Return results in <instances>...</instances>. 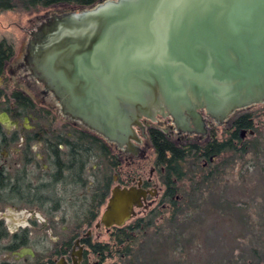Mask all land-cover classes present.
Returning <instances> with one entry per match:
<instances>
[{
	"label": "water",
	"instance_id": "1",
	"mask_svg": "<svg viewBox=\"0 0 264 264\" xmlns=\"http://www.w3.org/2000/svg\"><path fill=\"white\" fill-rule=\"evenodd\" d=\"M30 34L33 77L64 114L126 152L122 143L138 151L142 119L159 116L153 105L177 129L190 120L205 133L207 120L264 103V0H104L53 14ZM110 193L97 229L126 226L154 192Z\"/></svg>",
	"mask_w": 264,
	"mask_h": 264
},
{
	"label": "rangeland",
	"instance_id": "2",
	"mask_svg": "<svg viewBox=\"0 0 264 264\" xmlns=\"http://www.w3.org/2000/svg\"><path fill=\"white\" fill-rule=\"evenodd\" d=\"M67 11H72L68 5L58 4L35 11L17 9L0 13V42L6 39L15 47V54L5 67V81L1 85V90L5 93L6 107L13 106L10 96L15 90H20L33 99L38 106L50 110L57 122L74 120L80 128L88 129L81 120L73 119L70 115L63 113L62 105L55 93L52 90L47 91L44 84L33 77L26 61L27 44L31 40L30 33L36 30L46 18L57 13H67ZM256 111L259 114L256 120L264 122V103L238 109L224 123H218L215 120L212 122L220 134L240 115ZM9 119L12 123L7 121L5 125L10 130L21 126L31 129L36 122L32 116L23 121H17L9 115ZM41 123L49 125L51 120L44 118ZM142 123L146 130L149 126L160 128L180 143L203 142L209 136L208 133H202L201 129H196L194 124L191 132L177 129L171 116L159 114L155 120L143 118ZM146 130L143 133L138 127L136 129L137 135L141 138L138 143L132 140L138 149L137 153L126 152L118 144L107 140L116 155L125 161L121 170L125 183L132 182L130 184L133 185L134 182L129 180V176L138 178L141 175L143 180L156 178L157 172H154L152 166L148 164L147 161L150 159H146L150 158L151 153V142ZM247 140H252L248 132L243 142L247 143ZM41 148L42 144L33 146V152L37 153L36 158L40 162ZM18 152L17 148H13L4 152L3 157L8 160L16 159L19 157ZM252 156V153L248 154V157L252 158ZM221 161L222 158H217L215 163L211 165L206 163L204 167L203 161L201 165L193 167L186 164L187 175L179 185V192L175 198L177 210L174 218L172 220L169 218L172 215L169 205L161 206L160 211L164 216L156 219L153 227L141 234L133 245L131 253L120 257L115 254L105 264H251L255 262L257 260L255 251L264 252V155L257 161L252 159L248 163L250 165L248 169H242L241 160L234 159L226 166L224 175L217 174L216 177L201 185L203 177L214 170ZM46 169V165L41 167V171ZM118 184L117 182L114 186ZM89 191L87 189V192ZM157 191L158 194L151 197L145 207L136 209L137 215L126 225L131 224L135 219L146 217L149 212L161 205L164 187L158 184ZM54 217L56 223L53 225L49 221V216L37 208L31 210L23 207L21 209L13 205L0 204V222L4 221L10 233L19 232L26 226L34 227L33 236L48 235V239L54 242L56 241L55 231L53 228L48 229V225L49 227L59 225L58 230L61 232L74 227L72 219L66 225L60 222L61 213ZM33 220L37 223L32 226ZM93 237L94 240L108 239L103 228H95ZM32 253L29 252L30 255ZM13 254L8 253L2 258L11 263L22 262L27 258L24 256L19 259ZM92 261L95 259L92 258Z\"/></svg>",
	"mask_w": 264,
	"mask_h": 264
},
{
	"label": "trees",
	"instance_id": "3",
	"mask_svg": "<svg viewBox=\"0 0 264 264\" xmlns=\"http://www.w3.org/2000/svg\"><path fill=\"white\" fill-rule=\"evenodd\" d=\"M102 1L0 0V13L17 9L35 11L58 4L68 5L71 10L76 11L89 9ZM14 54L13 44L3 39L0 42V76L5 75V65ZM10 97L13 100V107L8 106L7 111L13 119L22 120L24 117L33 115L39 121L34 123L37 127L35 131L23 130L25 144L19 148L21 150L19 158L4 160L1 151L4 148L10 150L19 145L21 132H13L7 142L1 141L2 135H0V204L27 206L28 199L31 197L32 203L41 207L40 210L51 220L57 213H61L63 224H66L68 220L78 219L76 225L74 222V227L78 229H84L85 225L91 227L110 195L115 184L113 176L122 165L121 161L116 159V154L109 143L95 133L80 129L69 121L57 122L50 110L38 106L33 99L20 90H15ZM258 117L257 111L246 112L237 117L232 125L224 128L220 134L212 120H207L209 136L205 141L181 144L160 128L149 126L147 137L151 142V153L148 164L158 169L164 187L161 205L149 212L146 217L135 219L131 224L120 228L115 227L113 234L110 235V241L104 245L101 243L99 250L95 248L96 251L101 252V264L111 260L115 254L119 257L129 255L141 234L151 229L156 219L164 216L160 211L161 206L169 205L172 212L169 218L170 220L174 218L177 210L175 193L179 191V185L187 175L186 164L193 167L205 161L211 165L217 158H222L219 165L203 177L200 182L203 185L217 174L224 175L226 166L234 159L241 160L242 169H248L250 166L248 163L252 159L257 161L264 155V122L257 121ZM44 118L51 120V123L49 125L41 123ZM240 130L247 131L252 140H247V143L241 141ZM39 132L43 134L39 135ZM40 140L44 142L43 163L48 165L47 171H41V163H32V160L35 161V156L30 152V148ZM62 143L65 145L63 151L58 148ZM249 153L253 154L252 158L248 157ZM30 154L32 155L28 159L27 156ZM89 182L93 184L87 192ZM28 234L29 230L23 229L10 236L4 221L1 220L0 264H27L11 263L2 257L24 246H30L31 240ZM255 252L257 260L251 264H263L264 252Z\"/></svg>",
	"mask_w": 264,
	"mask_h": 264
},
{
	"label": "flooded vegetation",
	"instance_id": "4",
	"mask_svg": "<svg viewBox=\"0 0 264 264\" xmlns=\"http://www.w3.org/2000/svg\"><path fill=\"white\" fill-rule=\"evenodd\" d=\"M6 65H7V63H6ZM6 65H5V67H6ZM4 81H5V75L4 76H0V114H1V117H0V135H2L1 141L7 142L9 136L13 132H16V131L17 132L18 131L21 132L19 145L10 148V150H12L13 148H17L19 150L18 154L20 156L21 150L19 148H20V146H23L25 144L24 143L25 135H24L23 130H25L27 132L35 131L37 129V127L35 125H33V128L26 129L25 127L21 126L18 129L10 130L5 125L7 123L1 121L4 118L5 115L8 114V115L11 116V114H9V112L7 111V107L5 106V104H6L5 93L1 90V85H2V83ZM12 107L13 106L11 105V108ZM29 116L34 117L33 115H29ZM29 116L28 117H24L22 119V121L24 119H26V118H29ZM11 118H12V116H11ZM14 120L21 121L20 119H14ZM34 121L37 122L39 120H37L34 117ZM70 122L73 123L76 127L80 128L79 125L74 120H72ZM80 129H82V128H80ZM87 130L92 132L90 129H87ZM208 131L209 130H208V127H207V130H206L205 133H208ZM92 133L94 134L95 132H92ZM239 133L241 134V137H242L241 141H243L245 136H246V134H247V131L240 130ZM41 134H43V133L39 132V135H41ZM95 134L99 138L103 139L105 142H108L107 139L102 138L97 133H95ZM146 134H147V130H146ZM176 142L180 143L178 141H176ZM36 144H42V148L41 149L43 151L44 142H42L40 140V141H37V143H35L34 145H36ZM34 145H32L31 148H30V150H31L30 152L33 153L34 156H35L34 157L35 161L32 160V163L33 164L34 163H41L42 166L46 165L47 169L43 170V171L49 170L48 165L43 163L44 153L42 151H41V154H42L41 162L37 160V158H36L37 153L33 152V146ZM58 148H59V150L63 151V149L65 148V145L62 143ZM4 152H8V150L4 148L3 151H1V155L2 156H3ZM31 155L32 154L28 155L27 158L30 159ZM3 159H4V157H3ZM116 159L120 160L122 165L118 168L117 172L114 174L113 181L115 183L118 182L119 183L118 185H120L122 187H128L129 188V186H138L140 184L142 188H144L146 190H152L154 193H153V195H151V196H149L147 198L146 202L148 204V200L151 197H154L156 194H158V191H157L158 184L163 186L162 183H161V180H160V176L158 174V169H156V167L151 165L152 166V170H154V172H157L156 173L157 175H156L155 179L151 178V179H147V180L144 179L143 180L141 175L139 177L137 176L138 178L129 176L128 177L129 180L134 182L133 185H131L130 183H132V182H129V183L126 182L125 183V181L123 180V178L121 176V172H122L121 170L124 167L125 161L119 155H116ZM146 159L149 160V158H146ZM4 160H6V158ZM202 164H203V167H204V165H206V162L204 161ZM207 165H209V164L207 163ZM152 176H153V174H152ZM121 183H122V185H121ZM92 184H93L92 182H89L88 189L90 188V186ZM178 192L179 191H176L175 198L177 197ZM106 203H107V201L105 202V205L101 208L100 213H99V217L97 218V220H95V222L92 224L91 227L85 225L84 229H78L76 227H73V228H70L69 230L61 232V231L58 230L59 229L58 228L59 225L58 226L55 225V226H52V227H49V225H48V229H52L53 228L54 231H55L54 234H55L56 241H54V242H52V241H50V239H48V235H45V236H35L34 235L33 236V233H34V230H35L34 227H32V228H29L28 226L24 227L23 229H28L29 230V234L28 235H29V239L31 240V244L28 247L24 246V248H21V249H19L17 251H14L13 252L14 254L13 253L12 254L17 256L16 252H19V254H20L18 256L19 259L23 258L24 256L27 257L28 259L25 258V260L22 261L23 263H27V264H101V260H102L101 259V252L96 251V250H99V245L101 243L104 245L105 243L110 241V238H111L110 235L113 234V229L115 228V227L106 228L105 226H101L100 228L104 229V232L107 234L108 239H106V240H94L93 230L96 228L95 224L98 222V219L100 218L101 213L103 212L105 206L107 205ZM27 204H28L27 206H22V207L17 206V207H19L21 209L24 207V208H28V209H31V210H33V208H37V209L40 210V208H41L38 205H35V204L32 203V198L31 197H30V199H28V203ZM76 204H79V203H76ZM11 205L16 206L14 204H11ZM48 207H53V206H48ZM54 219L51 220L49 218V221L53 225L56 223V220H54ZM77 220L78 219L73 220V222H75V225H76V221ZM60 222H62V220ZM36 223L37 222L35 220L31 221L32 226L36 225ZM65 225H63V226H65ZM23 229H21V231ZM19 232L15 231V232L10 233L9 230H8V233L10 234V236L15 235V234H17ZM95 248H96V250H95ZM29 252H33L32 255H30ZM92 258H94L95 261H92Z\"/></svg>",
	"mask_w": 264,
	"mask_h": 264
},
{
	"label": "bare ground",
	"instance_id": "5",
	"mask_svg": "<svg viewBox=\"0 0 264 264\" xmlns=\"http://www.w3.org/2000/svg\"><path fill=\"white\" fill-rule=\"evenodd\" d=\"M152 109H153V115L155 116V114H164L165 113V110H164V106L161 104H158V105H153L152 106ZM232 108H227L226 111H224V115L223 114H220V115H217V119L218 120H223L227 115H230L232 113ZM157 117V116H156ZM187 124H188V127L186 128L185 126H181L180 128L184 129V130H188L189 132L192 131V127L194 126L193 124H191L190 120L187 121ZM198 129V128H197ZM125 146L127 149H129L131 152H135L136 150L132 149V146L131 144L129 143V145H125L122 143V146Z\"/></svg>",
	"mask_w": 264,
	"mask_h": 264
}]
</instances>
